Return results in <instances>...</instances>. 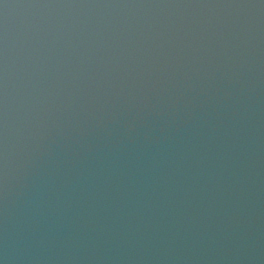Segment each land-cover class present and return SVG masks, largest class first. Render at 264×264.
Returning a JSON list of instances; mask_svg holds the SVG:
<instances>
[{
    "label": "water",
    "instance_id": "95a60500",
    "mask_svg": "<svg viewBox=\"0 0 264 264\" xmlns=\"http://www.w3.org/2000/svg\"><path fill=\"white\" fill-rule=\"evenodd\" d=\"M0 264H264V0H0Z\"/></svg>",
    "mask_w": 264,
    "mask_h": 264
}]
</instances>
